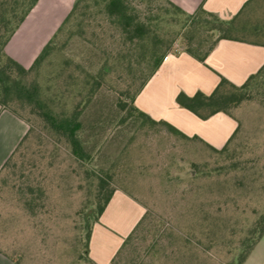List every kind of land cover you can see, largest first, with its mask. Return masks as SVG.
Instances as JSON below:
<instances>
[{
  "label": "rangeland",
  "instance_id": "374dc122",
  "mask_svg": "<svg viewBox=\"0 0 264 264\" xmlns=\"http://www.w3.org/2000/svg\"><path fill=\"white\" fill-rule=\"evenodd\" d=\"M13 1L0 3L8 8ZM93 1L80 3L53 51L24 78L40 85L56 117L81 110L77 135L87 157L73 155L29 107L13 106L27 132L0 172V254L14 264H91L86 229L93 226L98 178L109 174L110 186L146 214L112 264H236L264 213V75L231 109L237 129L223 153L175 137L131 110L141 83L157 72L150 75L149 45L124 42ZM56 7V0L39 3L15 38L22 63L30 60L20 45L51 30ZM138 10L161 16L154 32L173 40L171 53L188 47L202 53L216 39L207 16L189 24L163 0ZM263 11L264 2L261 21Z\"/></svg>",
  "mask_w": 264,
  "mask_h": 264
},
{
  "label": "crops",
  "instance_id": "0c3cea01",
  "mask_svg": "<svg viewBox=\"0 0 264 264\" xmlns=\"http://www.w3.org/2000/svg\"><path fill=\"white\" fill-rule=\"evenodd\" d=\"M43 0H38L4 48L6 55L24 68H30L43 47L51 40L77 0H56L52 13L53 27L47 33L38 32L20 45L19 59L15 38L22 31L34 9ZM249 0H170L186 14L192 15L202 6L208 13L224 21L231 20ZM20 56V58H23ZM264 65V47L234 40H220L200 62L185 51L169 53L155 75L136 96L134 105L155 121H165L192 138L197 137L209 146L222 148L237 128L229 115L217 113L201 120L190 111L176 104V96L183 92L193 96L196 92L209 95L220 78L235 86L244 84ZM27 132V125L20 118L0 107V169L10 157ZM145 214V208L120 189H115L109 203L97 223L91 228L88 256L95 264H112L117 251ZM0 264H14L0 254ZM242 264H264V234Z\"/></svg>",
  "mask_w": 264,
  "mask_h": 264
},
{
  "label": "trees",
  "instance_id": "16d2710c",
  "mask_svg": "<svg viewBox=\"0 0 264 264\" xmlns=\"http://www.w3.org/2000/svg\"><path fill=\"white\" fill-rule=\"evenodd\" d=\"M84 0H77L69 14L61 23L60 27L57 29L54 36L49 40V42L43 47L40 54L34 60L30 68H24L14 59L5 54L4 48L7 45L9 39L18 29L20 24L23 22L25 17L31 11V9L36 5L38 0H14L13 4L8 8H5L4 3L1 4L0 12V107L3 110H7L16 117L20 118L13 108L14 105L29 107L32 111L36 113L43 121H45L51 129L56 133L62 135L70 144L72 153L80 159L87 157L82 144L78 138L77 132L81 128V123L79 116L81 110L76 108L69 117L58 118L56 117L48 107V104L41 97V87L37 82H30L29 84L24 83V78L31 73L33 70L38 68L44 59L50 55L54 49V40L56 35L60 33L68 21L76 14L78 7ZM162 0H94V6H101V11L108 19V21L117 26L124 42H128L132 45H136L139 48H144L149 45V54L147 60L152 62L151 74L153 75L162 64L164 58L171 53L172 41L164 39L156 34L154 30L162 22L160 15H150L145 14L144 11H139L138 8L141 5L151 6L154 2ZM166 5L173 9L179 15H183L189 24L195 23L196 18L200 16H207L212 19L213 25L209 28V31L215 33L216 39L211 44V46L204 52L198 53L192 50L191 47L186 48L185 52L200 62H204L206 56L214 48V46L220 40H234L239 42H245L250 44H257L264 47V11L262 13V21L257 18V12L264 2V0H249L241 10L229 21H224L219 19L217 16L208 13L199 7L197 12L192 15L186 14L179 7L175 6L170 2V0H163ZM205 0H201L203 3ZM255 15V16H254ZM260 19V21H259ZM101 73H105L102 69ZM100 75V74H99ZM264 75V65L255 74L251 75L247 81L240 85L235 86L228 82L225 78L221 77L219 83L217 84L214 91L209 94H203L201 92H196L193 96H187L183 92H180L176 96V104L197 116L201 120H206L209 117L217 114L224 113L226 115L231 114V109L238 107L246 98L245 89L248 85L256 82V80ZM149 78L144 80L134 96L131 98L133 102V107L131 110L146 123L151 125H162L165 127L167 132L175 137L181 139H196L212 149L217 153H223L227 145L232 140L234 133L225 143V145L220 149H215L197 137L189 138L173 127L171 124L165 121H155L151 119L147 114L140 111L134 105V100L140 88L146 84ZM97 81V80H96ZM97 84V82H96ZM237 129V128H236ZM25 137V136H24ZM21 139V141L24 139ZM20 141V142H21ZM19 142V143H20ZM19 145V144H18ZM17 145V146H18ZM3 164L0 172L3 171L10 161L11 157ZM264 172V166L262 167ZM105 178H98L97 184V195H96V206L93 212V225L98 222L100 216L105 210L107 204L109 203L115 189L110 186L111 176L106 174ZM145 215L139 220L132 232L124 240L122 246L115 254L112 262L117 257L119 251L126 244V242L132 237L135 231L142 224L145 219ZM257 234L255 239L251 243L244 241L243 248L246 251L241 252L236 260V264H242L250 252L253 250L254 246L261 239L264 234V213L258 218ZM92 228V227H91ZM91 228L86 229L85 237V250L84 257L91 263L95 264L88 256L89 250V240L91 234Z\"/></svg>",
  "mask_w": 264,
  "mask_h": 264
}]
</instances>
